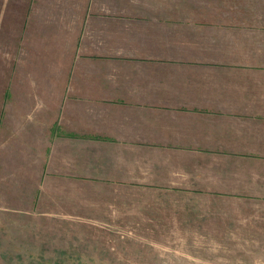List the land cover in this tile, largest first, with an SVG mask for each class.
Here are the masks:
<instances>
[{"label":"crops","instance_id":"1","mask_svg":"<svg viewBox=\"0 0 264 264\" xmlns=\"http://www.w3.org/2000/svg\"><path fill=\"white\" fill-rule=\"evenodd\" d=\"M251 11L175 16L166 33L151 13L167 11L145 0H0L2 199L39 208L69 191L50 206H79L115 179L179 192L150 205L216 222L209 237L258 221L220 210L264 205V22Z\"/></svg>","mask_w":264,"mask_h":264},{"label":"rangeland","instance_id":"2","mask_svg":"<svg viewBox=\"0 0 264 264\" xmlns=\"http://www.w3.org/2000/svg\"><path fill=\"white\" fill-rule=\"evenodd\" d=\"M238 4L252 8L254 15L244 16L248 21L264 22V0H145V5L167 11L151 13V18H166V24L151 25L152 32L166 33L181 27L169 18L178 17L181 25L208 8ZM172 7L180 13H170ZM231 20L240 18L231 15ZM6 100H11L10 93ZM127 185L108 180L101 190L86 187L79 192L91 201L51 207L53 201L71 199L69 191H60L57 198L44 196L46 205L39 208H32L37 199L31 202L30 196L17 194L2 199L0 190V264H264V205L221 206L226 214L254 213L258 221L247 223L244 230L223 222L228 235L209 237L216 222L182 220L180 206H173L172 213L165 204L150 205L178 198L179 192L119 188Z\"/></svg>","mask_w":264,"mask_h":264}]
</instances>
